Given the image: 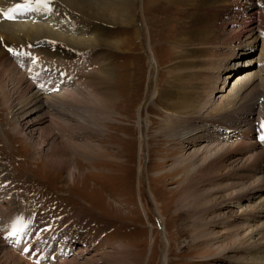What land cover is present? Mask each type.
<instances>
[{
    "label": "rangeland",
    "instance_id": "rangeland-1",
    "mask_svg": "<svg viewBox=\"0 0 264 264\" xmlns=\"http://www.w3.org/2000/svg\"><path fill=\"white\" fill-rule=\"evenodd\" d=\"M83 1L95 10L103 4ZM171 2L159 1L153 8L151 17L157 19L147 18L150 35L141 21L142 10L136 14L138 32L120 25L111 30L118 49L107 62L113 72L108 107L89 87L101 66L98 60L60 69L65 82L46 66L54 77L46 76L40 87L38 75L27 76L42 100L46 93L56 95L65 87L71 91L79 87L74 82H82L80 93L67 99L72 105H66L67 115L53 116L51 122L47 118L34 125L36 130L14 118L9 108L14 98L8 103L0 92V264H242L251 252L257 257L264 253V215H250L253 209L258 215L264 206V182L259 181L264 173L258 179L242 177L244 167H255L250 158L264 161V131L259 137L254 130L256 122L264 120V0H227L217 17L220 42L236 38L243 21L249 20L246 15L255 22L257 40L233 42L230 50L239 44L240 57L231 54L220 81L229 74L227 68L248 79L244 109L259 103L263 112L259 120L249 121L250 138L257 146L248 151L241 143L233 150L238 154L233 162L212 158L206 164L203 157L212 150L199 152V147L213 141L223 145L226 139H198L193 145L178 140L170 133L184 124L168 120L163 99L151 98L155 89L161 95L166 91L170 70L180 59L176 47L187 15ZM18 52L8 58L24 71ZM34 59L43 66L37 56ZM236 61L241 69L231 67ZM44 110L48 108L34 116L48 112ZM50 129L58 138L55 147L47 144V153H37L38 143L49 141ZM224 135L233 136L229 131ZM193 154L191 163L183 161ZM248 188L257 190L254 198L235 199ZM17 221L16 238L10 237Z\"/></svg>",
    "mask_w": 264,
    "mask_h": 264
},
{
    "label": "bare ground",
    "instance_id": "bare-ground-1",
    "mask_svg": "<svg viewBox=\"0 0 264 264\" xmlns=\"http://www.w3.org/2000/svg\"><path fill=\"white\" fill-rule=\"evenodd\" d=\"M73 1L52 0L50 5L51 11H34L25 15H18L14 20H5L0 16V92L4 95L1 94L6 99V102L9 101L8 103H10L15 100V102L13 101L14 105H9L14 118L21 120L28 129L32 128V130H36V128H33L34 125L45 123V119L47 120V118L49 122L52 121L53 116L58 117L56 115H59V118L62 119L60 115H67V106H69L67 105V99L69 96L75 97V91L80 93L78 91L82 82L80 83L79 80L74 82L75 85L79 83V87H74L73 84L72 87L74 89H71V91L69 90L70 88H60L58 86L60 88L58 89L56 86L58 89L56 92L58 91L59 93L56 95L46 93L45 100H42L43 98L39 95V91L33 92L35 84L27 76L30 75V78H32L38 75V79L41 82L38 80L36 87H40L43 81L46 82V76L49 78L54 77V74H50L52 72L48 74L44 69L46 66L49 69H56V73L65 82L64 74L61 70L64 67H80L85 65L84 63L87 60L92 63L98 60L101 64L98 73L93 78L95 82H92L89 87H91L90 89H94V94H96L97 99L102 103L101 105L108 107L112 103L113 98L110 92V82L112 81L113 72L107 62L111 58L112 52L116 48L118 49L117 43L112 42L110 39L111 30L114 26L120 25L122 28L133 27L138 32L140 23L137 24L136 14L137 11L142 10L141 21L148 31L147 18L151 17L152 14L150 13L159 4V1H164L167 4L175 1L177 5L183 8V12L187 15V21L183 23V29L182 27V30L180 29L181 35L179 34V41L176 47L180 54V59L170 70L172 76L166 82V91L164 90L161 95V93H156L155 89L151 94L152 99L155 98V95L160 97H157L158 100L163 99L162 106L168 120L175 119L177 122L180 121L184 124L180 129L177 128V131L174 128L175 133H170V135H174L178 140L182 142L186 141L190 145H193L198 139H206L204 141L209 142V139L212 137L218 140L224 138L227 143L233 142L232 145H226L227 143L220 145L221 142L218 143L212 140L213 142H209L207 145L202 144L199 147V152H202L206 148L212 150L211 152H205L206 155L204 154L203 163L212 158L221 160L224 158L226 162H233L232 160L238 156L233 150H236L235 148L241 145V143L246 145V150L253 151L255 145H253V139L250 138L252 129L249 121L252 123L256 121V118H262L263 112L260 110L262 105L253 103L248 107L249 110L244 109L246 108L244 105L246 87L249 82L248 79H240V75L237 74L239 71L227 68L226 70L230 71L229 74L224 82L220 81L221 72L227 67L226 62L229 60L231 54L235 52V59L240 57V51H237L239 44L237 48H232L234 49L233 51L230 50L231 46L235 44L233 42L240 41L241 43L242 39H247L251 40V43H254L257 40L255 22L251 16L244 14L249 20L243 21L236 38L230 42H220V35H218L217 31V17L222 13L223 7H226L227 0H102L101 10L93 9L83 0ZM22 2L23 0H0V9L6 11L14 4ZM139 3L140 5H138ZM156 19L154 16L151 17L153 21ZM148 34L150 35L149 31ZM251 46H248V48H251ZM8 49H12L13 52H9ZM18 51L24 53L21 59L23 60L22 64L25 65L23 67L24 71L17 68L8 58L10 57L8 54H17ZM36 56L42 61L43 66L40 67L39 63L33 62ZM239 62L236 61V63L230 65L233 68L241 69L242 65ZM59 77L56 76V80ZM80 81H83V79H80ZM55 83L59 82L55 81ZM230 83L231 87L229 88ZM61 87L63 86L61 85ZM44 106L48 108V112L44 110L47 112L46 114L42 113L38 117L34 116L35 113L42 111L43 108L45 109L46 107ZM69 107H72V105ZM73 111L71 110V113ZM221 123L222 126L220 127ZM225 131H229L233 135L232 138L224 135ZM49 133V141L47 143H44V141L38 143L36 147L37 153H47L45 152L47 149H44L47 144L49 148L55 147L58 138L54 135L53 130L50 129ZM232 151L235 155H231L233 154ZM195 157L196 155L194 154L189 155L183 161L190 162ZM53 160L55 161V159ZM249 162L255 165V167L252 170L250 167H244L245 172L242 174V177L245 180L258 179L257 176L264 173V161L260 157H252ZM216 166L218 167V165ZM225 175L228 176V173ZM259 181L263 183L264 179L260 178ZM248 189L243 194L238 193L239 195L235 199L243 197L247 199L252 198L253 192L257 190L255 188ZM263 191L261 190V192ZM263 207L258 209V215H255L254 209L250 215L254 217L264 215ZM12 218L14 217L12 216ZM226 219L224 218V220ZM226 226H228L227 222ZM20 243L25 245L24 241ZM252 253L254 252H251L248 258L242 259L241 263L264 264V253H259L258 257ZM64 264H70V261Z\"/></svg>",
    "mask_w": 264,
    "mask_h": 264
},
{
    "label": "snow or ice",
    "instance_id": "snow-or-ice-1",
    "mask_svg": "<svg viewBox=\"0 0 264 264\" xmlns=\"http://www.w3.org/2000/svg\"><path fill=\"white\" fill-rule=\"evenodd\" d=\"M51 2L52 0H23L22 3H16L12 7H9L6 11L0 9V16H2L5 20H14L18 15H25L34 11H51ZM8 51L13 52L12 49H8ZM19 55H24V53H19ZM261 128L264 129V121L261 122ZM260 139L264 140V135H262ZM19 223L21 222L17 221L16 224H13L11 230L9 231L10 237H14L17 234V224Z\"/></svg>",
    "mask_w": 264,
    "mask_h": 264
}]
</instances>
